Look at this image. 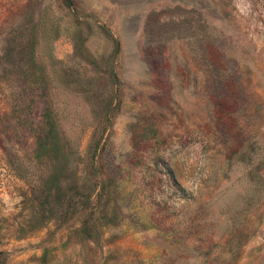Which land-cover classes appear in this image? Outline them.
I'll return each instance as SVG.
<instances>
[{"label": "rangeland", "instance_id": "obj_1", "mask_svg": "<svg viewBox=\"0 0 264 264\" xmlns=\"http://www.w3.org/2000/svg\"><path fill=\"white\" fill-rule=\"evenodd\" d=\"M44 110L91 209L41 205ZM0 253L264 264V0H0Z\"/></svg>", "mask_w": 264, "mask_h": 264}, {"label": "trees", "instance_id": "obj_2", "mask_svg": "<svg viewBox=\"0 0 264 264\" xmlns=\"http://www.w3.org/2000/svg\"><path fill=\"white\" fill-rule=\"evenodd\" d=\"M96 133L97 130H94L92 134L89 149L91 158L89 160L94 159L92 157L95 156L98 150L99 143L96 139ZM32 156L35 160L44 162L46 166V174L39 177L33 185L34 189L39 190L44 201L41 205L50 199V190L54 188L56 190L55 198L57 203H65L67 210L74 206H77L81 211L91 209L94 196L99 198L101 189L103 188V182L98 178V170L94 164L89 166V170L84 168L85 175L82 177L83 181L80 184L78 183L82 172L79 175L69 169L68 158L61 148L60 136L55 121L48 110H44L42 113V125L39 132L35 135V146ZM66 174L71 184H68L65 193H60L57 182L61 176H65ZM34 189H32V192H34ZM65 214H67V211H65ZM93 214V210L87 213V219L82 222L84 228L87 229L89 226V219L93 217ZM0 261L4 262L2 253H0Z\"/></svg>", "mask_w": 264, "mask_h": 264}]
</instances>
